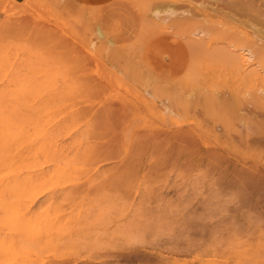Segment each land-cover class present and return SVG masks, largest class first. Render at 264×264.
Instances as JSON below:
<instances>
[{"label":"rangeland","instance_id":"374dc122","mask_svg":"<svg viewBox=\"0 0 264 264\" xmlns=\"http://www.w3.org/2000/svg\"><path fill=\"white\" fill-rule=\"evenodd\" d=\"M150 1L0 0V264H264V53Z\"/></svg>","mask_w":264,"mask_h":264},{"label":"bare ground","instance_id":"6f19581e","mask_svg":"<svg viewBox=\"0 0 264 264\" xmlns=\"http://www.w3.org/2000/svg\"><path fill=\"white\" fill-rule=\"evenodd\" d=\"M177 1L178 0H176V1L175 0H159L158 2H156L154 4V7L152 8L151 15L156 17L157 13H159L160 10H161L160 6H165V10L168 12V14L166 16H164V17H169L170 25L173 24V23H179V24L181 23V24H183L184 22H186L188 24L189 23L192 24V23L200 20V21H206V22H215V23H217L219 25V27H221L222 25H224V23L230 25L228 23V18H229L230 22L233 21V23H235V21H237L238 25L243 23V25L246 26V28L244 30L241 29L238 32L235 31L236 33L235 32L234 33L235 34L239 33L240 35L243 36V39H245L246 41L249 40L253 44H250V42H248L249 43L248 47L247 48L244 47L245 49L242 48V50H241L242 52L238 53V55H233V59L235 60L236 66L240 67V68L243 67L245 69V71L247 69H249V67H251L253 65L252 61L255 60L257 55L264 53V7H263L264 6V0H215V1H208V0H206V1L205 0H198V1L197 0H182V3H179V2L177 3ZM150 2L153 5L154 0H153V2L152 1H150ZM150 2H148V3H150ZM174 6H186V7L182 9L183 12H180V14H178V15H180L179 17L177 16L174 19H170L171 16H173L174 14H177ZM220 16H222V17L225 16V17H227V19H222V17H220ZM184 25H185V23H184ZM243 25H241L240 27L244 28ZM230 26H232V25H230ZM215 28H216L215 30L218 29L217 27H215ZM221 28L223 30L225 29L223 27H221ZM226 30H229V29H226ZM190 34H192L194 36H197L198 38H193V37L190 36ZM210 34H212V32ZM201 35L204 36V37L208 36L209 35V29L208 28H204V27L203 28L202 27H196V28H194V29L189 31V35L187 36V39L185 40V42L187 41L186 45H187L188 50L201 48V47L204 46L203 45L204 42H207V43H205L206 46H204L206 49H211L212 48V43L210 41H207V39L201 38ZM257 53H259V54H257ZM113 57H116V56H113ZM111 60H112V58H111ZM116 62H117V60H116ZM123 62H124V60H123ZM118 63H119V61H118ZM118 67H119V65H118ZM245 71H243V73H245ZM129 72H131V70ZM246 73H248V70H247ZM132 74H134V73H132ZM135 74L136 75L138 74L137 71H135ZM139 74H142L143 75L142 77L145 76L142 72L139 73ZM147 79H149V77H147ZM154 82H155V79H152V81H150V84L153 83L152 85H156ZM154 88H155V86H154ZM153 89L152 88H148V87L144 89V91H145L144 97H146V98L143 101L147 102V103L149 102L150 104H153L154 110L159 114V116L160 115L162 116L164 113H168L171 110L170 102H169V100H170L169 98L170 97H168V98L166 97V99L159 100V102L157 103V102L154 101V98H153V92H154ZM261 91H263V90H261ZM215 98L216 97H213V100H214L213 104H215V105H217V103H219L218 105H220V103H222V101L224 102V100H223L224 98H219V97L216 98V99ZM217 99H219V100H217ZM121 108H123V107H121ZM109 112L108 111L107 112L104 111L103 114L108 117ZM102 117H104V116H102ZM107 117H104V118H107ZM257 118H258L259 122L255 121V120H257ZM257 118H254V121L256 123H260L261 125H264V117H257ZM191 133H193V132H191ZM169 135H170V132H169ZM176 135L178 136V138L176 137ZM170 137H171V135H170ZM175 137H176V139H178V141L176 143V146L172 147V149L175 150L174 153L181 154L183 152L182 150L185 148L186 144L188 143V142L186 143L187 139H189V141H190L191 136L188 133H186L185 131H178V132L175 133ZM261 137H263V136H260V138ZM155 138H157V136ZM158 138L161 139L160 135H159ZM167 138H168V136H167ZM258 138H259V135H258ZM262 140L263 139L261 138V141ZM162 141H163V139H162ZM162 141H160V143H158V144L162 145V143H161ZM173 141L175 142L176 140H173ZM256 141H258V140H256ZM148 142L150 143V140ZM171 144H172V141H171ZM190 144H191V142H190ZM151 145H152V142H151ZM155 145L157 146V144H155ZM159 145L157 147H160ZM160 148H162V147H160ZM167 149H169V148H167ZM206 153L208 154V152H206ZM166 154H167V152H166ZM200 154H202V152ZM203 154H204V152H203ZM207 154H205V155H207ZM163 156H165V154H163ZM169 157H170V155H169ZM173 157L174 156H172V158ZM162 159H165V158H162ZM167 161L168 160H167V157H166V162ZM170 161L171 160L169 159V163H170ZM171 163H172V161H171ZM135 255H137V254L135 253Z\"/></svg>","mask_w":264,"mask_h":264},{"label":"crops","instance_id":"0c3cea01","mask_svg":"<svg viewBox=\"0 0 264 264\" xmlns=\"http://www.w3.org/2000/svg\"><path fill=\"white\" fill-rule=\"evenodd\" d=\"M80 2H86V3H103L109 0H78Z\"/></svg>","mask_w":264,"mask_h":264}]
</instances>
